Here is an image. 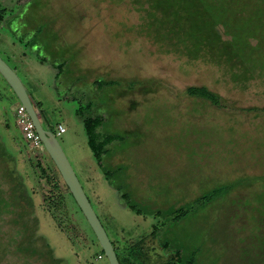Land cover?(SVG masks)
I'll return each instance as SVG.
<instances>
[{"label": "rangeland", "instance_id": "1", "mask_svg": "<svg viewBox=\"0 0 264 264\" xmlns=\"http://www.w3.org/2000/svg\"><path fill=\"white\" fill-rule=\"evenodd\" d=\"M6 1L0 57L32 98L42 101L51 131L56 133L58 124L65 128L56 139L121 263L120 246L145 235L147 264H162L170 255L150 236L156 219L123 206L95 162L75 115L87 95L99 106L105 130L121 137L104 158L108 169L121 166L112 181L128 184L146 211L180 205L189 210L170 228H181L180 264L190 258L193 264H264V73L240 82L238 68L166 51L141 27L147 0ZM255 1L240 0L235 7L249 12ZM217 29L223 40L231 39L223 26ZM38 31V39L26 45ZM56 49L64 58L68 50L76 54L71 72L57 80V70L40 60L60 63ZM76 77L81 79L70 87ZM96 79L118 84L103 89L101 105L90 92ZM189 86H205L224 106L189 97ZM16 103L0 75V143L15 156L34 201L39 240L21 249L22 229L12 220L0 167V264H109L72 195L64 192L63 208L45 200L51 186L28 169L31 147L16 124Z\"/></svg>", "mask_w": 264, "mask_h": 264}, {"label": "trees", "instance_id": "2", "mask_svg": "<svg viewBox=\"0 0 264 264\" xmlns=\"http://www.w3.org/2000/svg\"><path fill=\"white\" fill-rule=\"evenodd\" d=\"M239 1L147 0L148 9L145 11L146 15L143 17L144 22L141 27L149 38L166 47V51L174 52L189 59L202 58L212 63L226 65L229 68H238L240 74L237 77L241 79L240 82H245L256 75L264 73V0L255 1L249 12L245 11V6L242 9L235 7V4ZM6 2V0H0V22L5 20L7 13V8L3 7L1 3ZM13 2L17 6L22 3ZM219 25L223 26L225 33L231 36L230 40L222 39L217 29ZM38 35H41L39 31L27 40L26 45L33 44L38 39ZM252 38L257 39L255 45L250 42ZM50 42L52 43L51 40ZM53 54L58 58H62L60 63L46 58H40V60L47 62L53 69L57 70L55 73V79L57 80L67 71L71 72L69 66L75 60L76 54H72L68 50L69 55L65 53L66 58H64V52L62 53L58 49ZM237 77L233 76L236 81H238ZM73 78H71L72 84H70V87H75V82L81 79L76 77L73 81ZM92 84L93 89L90 92L92 95H96L97 102L98 98L102 99L104 97L102 92L105 87L112 89L110 87L118 85L117 83L104 82L98 79L94 80ZM128 87L130 88L132 85L130 84ZM77 90L75 93L78 92ZM81 91L84 90L81 89ZM186 94L189 97L207 101L217 108L224 106L221 97L205 86H189L186 89ZM89 96L87 95V101L83 105L75 109V115L83 124L87 143L95 162L108 184L117 191L125 207L136 215H148L156 219L152 225L150 236L155 239L158 238L162 249L170 255L169 259L162 264H180L182 259L180 256L181 241L179 239L181 228L175 227V230L170 228L171 225H178L189 210L186 206L180 205L176 208H156L146 211L135 202L133 199L134 194L128 188V184L126 185L124 182L117 184L112 181L113 177L120 173L121 166L118 165L113 169H108L104 158L111 153V147L115 142L121 140V137L105 130L104 117L98 113L99 106L95 107V102ZM30 98L36 112L40 114L39 103L35 102L31 96ZM98 104L100 103L98 102ZM42 123L44 128L51 131L50 125L46 121L43 120ZM25 146L27 145H23V147ZM26 150L28 151L26 164H28V169H30L33 177L37 181L44 182L45 186H51V190L48 189L51 192L50 195L44 193L45 200L50 201V204L54 203L57 208H63L64 192L66 191L67 194H70V192L54 163L42 148V144L41 148ZM30 157L35 159V163L30 161L32 160ZM46 158L49 162L46 161ZM15 159V156L0 143L1 175L8 184L7 196L13 209L12 220L14 224L22 229L20 244H22L21 249L25 250L35 246V243L39 240L36 235L38 220L34 215V201L23 179L19 178L21 176L16 170ZM167 222H171V224ZM171 233H173L172 237L168 238L167 236ZM144 239H146L145 236L124 248V264H147ZM112 245L119 263L122 264L113 243ZM32 252L38 253L39 250L34 248ZM44 264H50V261H45ZM185 264H193V258H190Z\"/></svg>", "mask_w": 264, "mask_h": 264}, {"label": "water", "instance_id": "3", "mask_svg": "<svg viewBox=\"0 0 264 264\" xmlns=\"http://www.w3.org/2000/svg\"><path fill=\"white\" fill-rule=\"evenodd\" d=\"M0 75L4 78L6 83L15 94L18 103H20L24 107L26 114L28 115L34 126L35 132L39 137L42 148L47 152L48 156L54 163L63 182L67 186L77 206L84 215L108 263L120 264L112 242L110 241L103 225L96 215L61 145L59 144L54 134L49 129L44 128L42 120L35 110L34 104L25 88V85L23 84L17 73L1 57Z\"/></svg>", "mask_w": 264, "mask_h": 264}, {"label": "built area", "instance_id": "4", "mask_svg": "<svg viewBox=\"0 0 264 264\" xmlns=\"http://www.w3.org/2000/svg\"><path fill=\"white\" fill-rule=\"evenodd\" d=\"M14 115L16 119V124L19 127L22 137L24 141L31 147V148H39L41 147V142L39 140L38 135L35 132L34 126L26 114L24 107L17 103L13 106ZM65 132V128L58 124L56 128V133L54 132V136H60L62 133ZM98 258H101V255H98Z\"/></svg>", "mask_w": 264, "mask_h": 264}, {"label": "crops", "instance_id": "5", "mask_svg": "<svg viewBox=\"0 0 264 264\" xmlns=\"http://www.w3.org/2000/svg\"><path fill=\"white\" fill-rule=\"evenodd\" d=\"M21 55H23L24 57H25V53H22ZM30 94V93H29ZM31 96V95H30ZM32 97V96H31ZM34 100H35V102H37V103H39V105H40V114H38L39 115V117H40V119L43 121H46V123L48 124V121L45 119V116H46V113L44 112V110H43V104H42V101H40V99H38V98H34ZM124 206V205H123ZM153 225V224H152ZM144 236H140V237H138L137 239H135V240H133V241H131V242H128L127 244L129 245V244H132V243H135L136 241H138V240H140V239H142ZM145 237H147L146 235H145ZM155 239V238H154ZM148 240L147 239H144V251L147 253L148 251H147V247H148V242H147ZM127 245V246H128ZM160 245V244H159ZM121 247V250H124V248H125V246H120ZM163 251H165V250H163ZM165 253H166V251H165ZM146 258H147V255H146Z\"/></svg>", "mask_w": 264, "mask_h": 264}]
</instances>
